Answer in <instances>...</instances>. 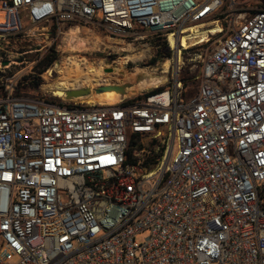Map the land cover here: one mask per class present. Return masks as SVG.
<instances>
[{"label":"built area","instance_id":"built-area-1","mask_svg":"<svg viewBox=\"0 0 264 264\" xmlns=\"http://www.w3.org/2000/svg\"><path fill=\"white\" fill-rule=\"evenodd\" d=\"M78 22L158 38L177 68L134 103L4 88L0 264H264V0H0V42ZM196 26L219 32L191 92Z\"/></svg>","mask_w":264,"mask_h":264},{"label":"rangeland","instance_id":"rangeland-1","mask_svg":"<svg viewBox=\"0 0 264 264\" xmlns=\"http://www.w3.org/2000/svg\"><path fill=\"white\" fill-rule=\"evenodd\" d=\"M26 26L27 28L34 27L33 25L28 24H26ZM44 28L45 25H39L35 36L11 38L9 40L0 42V84H2L4 88L7 85H16V88L21 87L23 92L29 96L39 95L45 91L53 94L52 90L56 86L61 75L63 73L65 74L71 69L70 62L72 64L77 58V60L84 59L85 61H87L88 63H92L96 67H104L103 73L105 77L101 79L102 82L100 81L99 84L95 85L93 84V81H85L83 77H81L83 79H80L77 78L76 75H74L71 80H75V86L71 89L90 86H93L94 89L102 85H122L130 83L128 82L127 78L131 80V83L136 84L142 77L146 76L143 71L157 70V73L160 76H166V81L157 85L153 84V82H144V89L134 91L131 95L125 97L126 100H129L142 96L146 92L155 89L156 86L160 87L163 85H167L168 81L171 79L173 68H177V61L172 62L169 73H163L164 65L175 59V57L177 59V52L176 54L170 52L171 54L169 56H162L154 65L150 64L151 60L156 56L154 47L155 43H164L158 38L147 35H142L139 39L134 36L127 38L113 36L110 37L107 36L106 30L104 28L97 26L96 24L78 22L66 26L64 29V34L56 40L55 45L59 53V58L53 64L54 71L52 73V76L48 77V75H46L47 79L41 77L44 80V83L39 88H34L31 84L33 77H37L39 74L38 69L35 66L50 49L48 48V30ZM78 28L80 32L78 33V37L82 40L79 42L76 48L72 49V47H69L71 44L68 41L70 40L71 34L74 33V31L78 30ZM70 29H72L73 31ZM109 38L117 39L119 40V43H110ZM217 40L218 39H213L209 42L201 43L182 54V78L184 77L187 80H191L201 72L203 62L210 55L211 51L216 47ZM83 42H85L86 45H83ZM77 47H79L80 50H78L79 48ZM147 49L150 54L149 56L144 57L143 59L138 61H128L127 63L123 62V59L125 57L134 54H142L143 52L145 53ZM70 58L71 60L69 61ZM5 62L8 63L4 65ZM120 62H123V65L125 67L124 73L125 75H127V78L118 77L119 79H117L114 76H106L112 73V71L107 72V70H112L114 67H120ZM61 64L63 70L61 69ZM108 67H111L112 69ZM66 68H68L69 70ZM61 71H63V73H61ZM71 71H73L74 73H72L75 74V72H79L80 70L74 68L71 69ZM196 84L197 82L195 81L191 82L188 86V89H191V92L193 90H196ZM62 98L65 99V97ZM115 101H117V99H115ZM115 101L109 102L104 100L103 102L115 103ZM144 236L145 234H143L141 237Z\"/></svg>","mask_w":264,"mask_h":264},{"label":"bare ground","instance_id":"bare-ground-1","mask_svg":"<svg viewBox=\"0 0 264 264\" xmlns=\"http://www.w3.org/2000/svg\"><path fill=\"white\" fill-rule=\"evenodd\" d=\"M218 29L219 28L216 27V26H213L211 28H205V27L202 28L200 26L192 27L191 28V33L183 38L181 46H183V49H187L188 48L187 39H195L194 40L195 41V45H199L201 43H204L207 40L206 39L207 36L209 34L218 33L219 32ZM70 30H72V29H70ZM78 33H80L79 32V28H78V30L74 31V33L71 34L70 40L68 41L71 44L69 47H72V49L76 48V46L82 40V39H79ZM109 40H110L109 41L110 43H114V42H118L119 43V40H117V39L109 38ZM170 42H171V46L175 48V42H174L172 37H170ZM83 45H86V43L83 42ZM77 48H79V47H77ZM78 50H80V48ZM143 51H145V50H143ZM143 53L142 54L129 55V56H127V57H125L123 59V62L127 63L128 61H138V60H141L144 57H147V56L150 55L148 49L145 51L144 54ZM77 59L75 61L73 60L74 62L72 64L70 62V67H71V69H74V68L79 69L80 73L79 72H75V74H73L74 70L71 71V69L69 70L68 68H66V69H68L69 71L66 72L65 74L63 73V71H61V73H63V74L61 75V77H60L59 81L57 82L56 86L53 88V90H52L53 94L52 95L60 97V98L65 97L66 96V91L71 89V88H74V86H75V84H74L75 80H73V81L71 80L74 77V75H76V77L80 78V79L84 78L85 81H89V82L93 81L94 82L93 84H95V85L99 84L101 79L103 77H105V75L103 73L104 72V67H102V66L96 67L92 63H88L84 59H81V60H77ZM177 59H178V57H177ZM177 59H176V61H177ZM70 60H71V58L69 59V61ZM123 62H120V67H118V68L114 67L112 69L111 67H108V68L112 69V73H110V74H108L106 76H114L117 79H119L118 77L127 78V75H125V73H124L125 67L123 65ZM172 62L173 61L171 60L170 62H168V63H166L164 65V71H163L164 74H168L169 73ZM65 66H67V65H65ZM61 69H62V64H61ZM75 71H76V69H75ZM143 73H145L146 76L142 77L140 79V81L138 83H136V84L131 83V80L127 78L128 82L131 83V86H129L126 89L125 96L131 95L134 91L144 89V87H145L144 82H153V84L157 85V84H160V83L166 81V76H160L157 73V70H155V71H143ZM81 77H83V78H81ZM104 80H105V78H104ZM79 81H82V80H79ZM105 84H107V83H105ZM90 87L93 88V86H90ZM123 97L124 96H122L120 93H118L116 91H106V92H104L102 94H95L94 92H92V94L87 96V97H82V98H77V99H79L81 101H84V102H87V103H92V104H101V103L103 104L104 100L109 101V102H113V101H115V99H117V101H115V102H118Z\"/></svg>","mask_w":264,"mask_h":264},{"label":"trees","instance_id":"trees-1","mask_svg":"<svg viewBox=\"0 0 264 264\" xmlns=\"http://www.w3.org/2000/svg\"><path fill=\"white\" fill-rule=\"evenodd\" d=\"M154 47H155L156 56L151 60V63H150L151 65H154L160 57L169 56L171 54L165 43L160 44L159 42H156ZM58 58H59V53L57 51L56 45L54 44L47 51V53L41 58V60H39V62L36 64L35 67L38 69L39 74L45 72L48 68L53 66V64L55 63V61H57ZM183 80L186 81L185 86L188 85L189 81H193L192 79L187 80L184 77H183ZM43 83H44V80L41 77L37 76V77H33L31 84L33 85L34 88H39ZM163 89H164L163 87L155 88L151 91L146 92L142 96L127 100L126 103L138 102V101L146 98L147 96H149L153 93H157L159 91H162ZM17 94L26 95V93L23 92L21 87H17ZM3 95H4V86L2 84H0V97Z\"/></svg>","mask_w":264,"mask_h":264},{"label":"water","instance_id":"water-1","mask_svg":"<svg viewBox=\"0 0 264 264\" xmlns=\"http://www.w3.org/2000/svg\"><path fill=\"white\" fill-rule=\"evenodd\" d=\"M8 62H5V64H7ZM112 70H107V72H110ZM131 86V83H126V84H122V85H117V84H113V85H102V86H98L96 88H91V87H83V88H76V89H69L66 91V96L65 99L66 100H72V99H77V98H82V97H87L89 95L92 94V92H94L95 94H102L106 91H116L118 93H120L122 96L126 97V89Z\"/></svg>","mask_w":264,"mask_h":264}]
</instances>
